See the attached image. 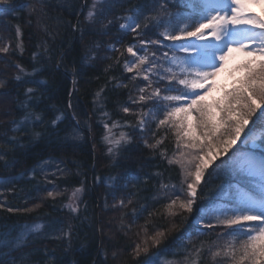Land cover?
Masks as SVG:
<instances>
[{
    "label": "snow or ice",
    "instance_id": "1",
    "mask_svg": "<svg viewBox=\"0 0 264 264\" xmlns=\"http://www.w3.org/2000/svg\"><path fill=\"white\" fill-rule=\"evenodd\" d=\"M51 7L52 0H0V89L8 90L0 95L14 90L20 110L0 130V210L31 216L50 199L66 213L47 222L36 215L16 235L0 236V264H55L48 242L71 251L78 222L90 219L82 172L51 160L19 176L12 171L24 137L27 144L61 140L64 113L46 117L42 77L63 63L53 47L59 25L81 32V39L83 28L79 20L58 18L52 27ZM85 8L92 34L113 39L94 41L83 63L110 62L92 93L91 114L72 111L75 123L63 129L61 142L83 139L85 130L91 135L95 119L107 163L116 165L137 142L159 161L150 173L108 177L103 210L120 235L101 249L103 264H264V0H83ZM22 13L40 33L30 52L21 23H11ZM64 70L79 91L77 78L87 69L72 64ZM67 107L73 108L71 100ZM12 112L3 109V117ZM73 175L81 178L67 183ZM22 182L31 185L25 206H13L9 199L21 198ZM205 187L214 194L211 203L197 209L191 227L166 252V233L189 223L185 214L199 199H210ZM41 242L31 253L13 255Z\"/></svg>",
    "mask_w": 264,
    "mask_h": 264
},
{
    "label": "trees",
    "instance_id": "2",
    "mask_svg": "<svg viewBox=\"0 0 264 264\" xmlns=\"http://www.w3.org/2000/svg\"><path fill=\"white\" fill-rule=\"evenodd\" d=\"M82 2L83 0H52V7L49 9L51 17L54 18L52 27H57L55 19L58 18L61 21H71L73 24L79 20L83 28V39H81V32H73L70 28H66L63 23L59 25V35L56 37L53 47L56 49L57 58L63 56V63L58 69L49 66L48 72L42 77L47 80V84L43 86L45 99L41 104V107L46 112V117L52 119L64 113V119L58 124V128L61 129V140L52 137L41 139L34 144H27L28 138L24 137L25 148L17 153L19 164L12 170L19 176L20 172H25L34 165L51 160L56 162L63 161V164L71 169L73 173L80 171L84 174L87 188L84 195V199L87 202L86 215L90 219L83 220L82 223L78 222L79 238L73 240L71 251L66 252L62 247L57 246L55 242H48L47 247L50 251L55 248V264H103L104 257L101 249L109 247L110 243H116L120 235L115 232L116 226L114 224H108L111 216L103 210L108 177L110 175H122L125 173L143 175L144 173L157 170L156 166L159 163L158 160L150 155L149 150L144 148L143 144L139 142L131 145V151L120 158L116 165L107 163L101 152V145L99 143L102 128L96 125L95 119H93V132L91 135L85 130L83 139H69L61 142L64 136L63 129L75 123L71 118L72 111H76L81 118L91 114L92 93L104 82V67L106 63L110 62L106 60L98 62L95 67L83 63L82 58L85 56L87 48L94 41L100 40L101 43L106 45L112 41L113 37L105 36L101 38L92 34V29L84 19L86 8L83 11L80 10ZM116 11L119 12V9H116ZM20 15L22 18L19 21L12 19L11 23H21L25 33V47L30 52L33 50L36 41L40 38V33L34 21L32 24L28 23L29 17L27 13ZM115 33L116 28H113V35ZM128 39L125 38V43L128 42ZM28 52L23 57L25 63L29 62ZM99 55L104 57L107 54L101 49ZM72 64H75L78 68L87 69L86 72L77 78L78 83L76 88L79 91L73 89L71 73L64 70V65L71 66ZM114 74L117 76L121 74L119 68L114 71ZM98 76L101 77L99 80L97 79ZM6 91L8 90L0 89V94ZM20 92H23V88L20 89ZM69 93H72V95L69 96ZM110 95L113 94L110 93ZM14 96V90H12L11 95H0V119L4 120V123H0V130H3L11 115H19L20 110L15 106ZM115 98L113 95V99ZM121 98L126 99V96H122ZM69 100H71L73 105L72 109L67 107ZM5 108L13 110L9 117H3V109ZM94 158L95 167L93 168ZM77 164L80 165L79 168L75 166ZM51 167H54V165H51ZM95 177H100L99 181ZM80 178L73 175L65 178V181L71 184ZM48 187H51V185H48ZM19 188L25 189L24 192H20L21 198L18 200L10 198L9 203L13 206L23 207L25 206L23 200L31 185L22 182L18 186L17 191H19ZM204 192L210 199H199L197 204L193 206V213L185 214L189 216V223L183 226L178 225L174 231L166 233L165 238L161 242V248H164L166 252L170 253L175 245L179 243V238L184 235L185 229L191 227V221L197 215V209L211 203V198L214 197V194L209 192L206 187L204 188ZM143 195L146 197L150 196V188L146 189ZM32 202L29 201L28 206ZM55 203V201L50 199L45 200L42 207L32 213L31 216L0 210V236L5 234L16 235L20 227L30 222L36 215L44 214V222L56 218H65L66 210L59 206L52 207ZM109 228H112L113 231L109 232ZM42 246V242L36 245L30 244L25 246L22 251L13 253V255L16 257L26 255L31 253L34 247ZM155 250V248L150 249V251ZM38 258V256L32 257L33 260Z\"/></svg>",
    "mask_w": 264,
    "mask_h": 264
},
{
    "label": "rangeland",
    "instance_id": "3",
    "mask_svg": "<svg viewBox=\"0 0 264 264\" xmlns=\"http://www.w3.org/2000/svg\"><path fill=\"white\" fill-rule=\"evenodd\" d=\"M259 9H257V11H258Z\"/></svg>",
    "mask_w": 264,
    "mask_h": 264
}]
</instances>
